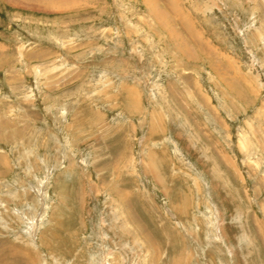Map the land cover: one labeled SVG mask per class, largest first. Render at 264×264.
Wrapping results in <instances>:
<instances>
[{"label": "rangeland", "instance_id": "obj_1", "mask_svg": "<svg viewBox=\"0 0 264 264\" xmlns=\"http://www.w3.org/2000/svg\"><path fill=\"white\" fill-rule=\"evenodd\" d=\"M0 264H264V0H0Z\"/></svg>", "mask_w": 264, "mask_h": 264}]
</instances>
